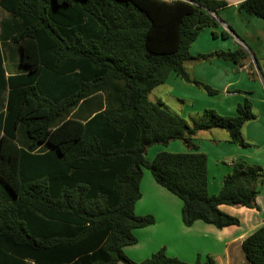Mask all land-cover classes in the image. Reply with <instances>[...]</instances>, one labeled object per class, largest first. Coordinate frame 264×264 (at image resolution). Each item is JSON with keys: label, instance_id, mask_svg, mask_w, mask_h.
Instances as JSON below:
<instances>
[{"label": "trees", "instance_id": "16d2710c", "mask_svg": "<svg viewBox=\"0 0 264 264\" xmlns=\"http://www.w3.org/2000/svg\"><path fill=\"white\" fill-rule=\"evenodd\" d=\"M224 5L0 0L9 15L8 32L0 35L17 44L20 54L19 73L8 76L4 123L0 115V264H216L210 255L192 262L169 256L164 246L135 261L123 247L137 242L135 228L155 221L152 214L134 212L144 168L181 200L185 226L196 220L218 229L239 225L221 204L258 209L264 168L233 159L219 191L210 193L208 156L193 142L198 130L217 127L227 131L230 143L249 146L241 129L256 116L250 100L238 103L234 115L205 108L188 122L148 98L171 72L209 95L218 93L187 73L188 61L220 58L254 70L242 48L189 51L200 30L218 25L212 13L218 17ZM238 7L264 19V0H242ZM252 56L262 73L264 57L260 63ZM97 93L101 108L83 121L69 116ZM174 140L187 151L145 157L150 146ZM38 146L47 150L35 152ZM240 247L248 263L264 264V223Z\"/></svg>", "mask_w": 264, "mask_h": 264}, {"label": "crops", "instance_id": "0c3cea01", "mask_svg": "<svg viewBox=\"0 0 264 264\" xmlns=\"http://www.w3.org/2000/svg\"><path fill=\"white\" fill-rule=\"evenodd\" d=\"M225 1L226 5L217 10L218 17L211 12L218 25L204 27L200 30L189 48L190 53L195 55L242 47L248 52L250 59L253 53L261 63L264 57V19L240 9L238 5L242 0ZM8 18V13L0 8V30L4 33H7L9 29ZM228 26L238 36L232 33ZM212 31L217 35L213 36ZM221 31L228 32L229 36L223 38L220 35ZM246 66L248 65L237 66L231 60L220 58L186 62L185 70L191 77L218 91L213 95L207 94L193 84L184 82L173 72L169 73L165 82L160 84L168 88L165 91L182 103L179 115L188 119V122L196 120L205 108L214 109L222 115H234L237 104L244 98L250 100L252 109L253 107L257 109V112L253 109L255 118L247 121L241 129L244 140L250 143L247 147L230 143L228 136L224 140L213 138L199 140L194 137L195 135L193 136V142L198 146L199 151L205 152L208 156V191L210 193L219 191L222 178L230 171V163L233 159H242L249 164L264 168V71L261 73L255 64L259 73L257 77L255 68L251 70ZM19 68L20 54L17 44L9 37L0 35V115H2L3 123L9 91L8 76L18 74ZM156 87L159 85L154 88ZM157 102H161L164 106L161 100ZM102 106L103 99L97 93L79 103L69 113V116L83 121ZM23 131L20 130L22 141L19 145L21 146L26 143ZM44 150H47V147L38 146L34 151ZM149 150L153 151L151 158L162 150L187 151L180 140L171 141L166 146L154 144L148 148L147 152H150ZM210 151H212V156ZM52 168L55 169L54 166ZM139 187L141 197L135 202L134 212L138 215L152 214L155 221L150 225L135 228L133 232L137 237V242L123 247L126 255L135 261L143 260L164 246L169 256H176L184 261L192 262L198 256L203 259L206 255H210L216 264H219L218 259L221 260V264H230L231 246L235 243L239 247L246 232L240 229L242 214L247 212L251 215L250 217L254 218L264 213V183L257 187L258 193L255 200L258 209L219 205L221 210L237 216L240 221L239 225L226 226L221 229L201 220H196L191 226H185L181 220V200L156 183L151 173L145 171V168ZM117 264L123 263L118 262Z\"/></svg>", "mask_w": 264, "mask_h": 264}, {"label": "rangeland", "instance_id": "374dc122", "mask_svg": "<svg viewBox=\"0 0 264 264\" xmlns=\"http://www.w3.org/2000/svg\"><path fill=\"white\" fill-rule=\"evenodd\" d=\"M242 48V47H241ZM243 49V48H242ZM244 50V49H243ZM247 52V51H246ZM248 53V52H247ZM252 61L255 65V62L252 57ZM247 69H249V65L246 66ZM255 75L259 77V73L257 71V68L255 67ZM165 86H160L152 89L150 93H148V98L149 100L153 102H157V100H161L164 104V108L170 110L171 112L178 113L180 114L181 109H182V103H180L178 100H176L173 96H171L166 90L168 88H164ZM189 105V104H187ZM254 111L257 112V109L253 107ZM201 114L199 115V117ZM188 120V119H187ZM228 133L225 129L222 128H217V127H212L210 129H202L198 130L195 134V138H198L199 140L201 139H219V140H224L227 138ZM150 152H147L145 157L147 159H151V153L153 152L152 150H149ZM210 154L212 156V151H210ZM145 171L150 172L148 169L145 168ZM251 215L247 212H244L242 214V222L240 224V229L245 230V234H248L251 232L253 229L264 223V213H261L257 217H250ZM261 217V218H260ZM243 236V237H244ZM219 264H221V260L218 259ZM230 264H250L246 261L243 252L241 250L240 244L239 247L237 244H233L231 246V254H230Z\"/></svg>", "mask_w": 264, "mask_h": 264}, {"label": "water", "instance_id": "95a60500", "mask_svg": "<svg viewBox=\"0 0 264 264\" xmlns=\"http://www.w3.org/2000/svg\"><path fill=\"white\" fill-rule=\"evenodd\" d=\"M257 66V65H256Z\"/></svg>", "mask_w": 264, "mask_h": 264}]
</instances>
